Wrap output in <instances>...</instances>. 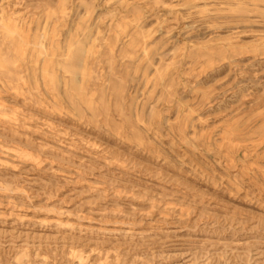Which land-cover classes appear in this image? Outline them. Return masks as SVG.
I'll list each match as a JSON object with an SVG mask.
<instances>
[{
    "label": "rangeland",
    "instance_id": "obj_1",
    "mask_svg": "<svg viewBox=\"0 0 264 264\" xmlns=\"http://www.w3.org/2000/svg\"><path fill=\"white\" fill-rule=\"evenodd\" d=\"M0 264H264V0H0Z\"/></svg>",
    "mask_w": 264,
    "mask_h": 264
}]
</instances>
